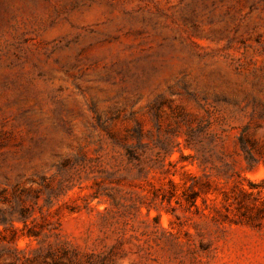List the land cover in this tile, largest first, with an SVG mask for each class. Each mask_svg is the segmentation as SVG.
<instances>
[{
    "label": "rangeland",
    "instance_id": "1",
    "mask_svg": "<svg viewBox=\"0 0 264 264\" xmlns=\"http://www.w3.org/2000/svg\"><path fill=\"white\" fill-rule=\"evenodd\" d=\"M263 200L264 0H0V264H264Z\"/></svg>",
    "mask_w": 264,
    "mask_h": 264
},
{
    "label": "trees",
    "instance_id": "2",
    "mask_svg": "<svg viewBox=\"0 0 264 264\" xmlns=\"http://www.w3.org/2000/svg\"><path fill=\"white\" fill-rule=\"evenodd\" d=\"M185 146H189V141L186 139L185 140ZM239 146L241 151L244 154V159L249 167H253L254 164L257 162L255 158L253 157L251 150L245 143L242 137H239ZM239 190V194L242 196L243 200H248L253 193H261L263 186L261 185V182L258 183H251L248 182V188H245L243 185L237 186ZM209 190L208 187L206 191ZM171 197V195H169ZM169 197H166L167 199ZM201 197V189L196 191V190H191L189 193H185L183 195L184 200L186 203L189 205L193 206L196 210L200 211L199 206L197 205V198ZM164 198V197H163ZM202 198V203L205 202L204 198ZM238 203V209L240 208L241 214L247 219H251L252 215L250 214L249 210L251 209V206L245 202L242 203V201L237 200ZM261 204L264 206V200L261 202ZM264 208V207H263ZM258 211L261 212V208H258Z\"/></svg>",
    "mask_w": 264,
    "mask_h": 264
}]
</instances>
